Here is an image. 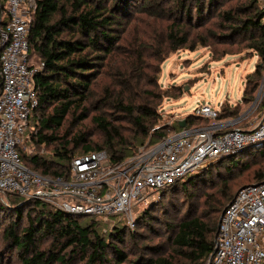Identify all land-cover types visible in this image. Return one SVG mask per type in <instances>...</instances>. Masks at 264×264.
I'll return each instance as SVG.
<instances>
[{
    "label": "trees",
    "instance_id": "obj_1",
    "mask_svg": "<svg viewBox=\"0 0 264 264\" xmlns=\"http://www.w3.org/2000/svg\"><path fill=\"white\" fill-rule=\"evenodd\" d=\"M105 1L37 0L29 35L30 56L32 53L36 54L42 66L34 74L38 105L30 116L37 128L32 132V138L37 144L52 146L54 155L52 159L38 154L31 156L29 161L33 167L25 162L22 152L21 157L26 166L40 174L52 178H68L70 163L74 157L97 150H105L112 164L120 163L136 153L135 148L145 143L158 121L157 103L135 108L125 100L126 91H123L120 98L113 103L123 112V119H108L102 114L92 118L100 133L99 141L87 142L84 134L73 138H69L68 134H60L61 126L71 110L82 108L85 101L89 100L98 61L104 59L103 54L107 55L115 48V28L120 16L128 14L125 9L131 4L120 0L106 4ZM153 1L143 0L141 7L149 8ZM193 1L198 14H201L200 5L203 0ZM177 8L182 9L183 14L187 13L186 21L191 22V8L183 0H178ZM222 16L238 22L232 26L234 32L249 33L253 40L250 46L264 64V13L258 0H250L248 5L235 11H223ZM8 22L6 2H0V33L5 30ZM186 27H181L175 21L168 25L162 43L168 52L187 45L192 48L195 46L196 39L192 40L191 31ZM259 70L260 67L255 72L257 77L260 75ZM257 77L246 81L243 90L245 99L253 97L258 86ZM127 82L118 80L117 85L126 90L131 86ZM2 85L0 75V93ZM151 96L154 97V94L151 93ZM104 100L110 101L109 94ZM220 113L221 111L219 117ZM232 114L238 115L239 110H231L229 115ZM196 118L203 117L188 115L187 125H196L193 123ZM203 119L207 120L205 124L209 123L208 118ZM119 120H126L131 126L117 125ZM181 128L178 126V130ZM154 134L158 140L168 135L165 129H155ZM260 155H264V147L248 149L221 159L206 170L190 174L161 190L172 191L179 186H196L204 175L212 173L218 166H222L227 175H233L208 194L205 201L207 217L186 216L172 225L169 237L172 248L167 253H162L159 246H151L152 255H139L132 259L120 245L126 234L129 237L135 235L133 230L130 232L129 226L116 225L101 233L95 219L81 220L82 216L89 215L80 217L42 200L25 199L17 195L11 199L12 203L9 205L0 201L2 240L15 253L19 264H76L77 260H83V264H208L217 239L221 217L218 214L225 210L235 196L234 189L243 181L264 180V165L256 169L248 166V158ZM244 167L246 173L243 175L233 173L234 168L242 170Z\"/></svg>",
    "mask_w": 264,
    "mask_h": 264
},
{
    "label": "rangeland",
    "instance_id": "obj_2",
    "mask_svg": "<svg viewBox=\"0 0 264 264\" xmlns=\"http://www.w3.org/2000/svg\"><path fill=\"white\" fill-rule=\"evenodd\" d=\"M113 1L115 0H106L104 3L111 4ZM120 1L131 4L125 9L128 14L120 16L115 28L116 46L111 53L103 54L104 59H99L89 100L85 101L82 108L71 110L61 126L60 134H68L69 138L84 134L87 142L99 141L100 133L92 118L102 114L108 119H123V112L113 105L123 91H126L125 100L135 108L157 103L158 121L143 145H154L159 141L154 134L155 129H165L167 133L177 131L178 121L186 119L196 107L205 103L220 109L219 120H235L230 123L231 128H251L262 118L264 64L250 46L253 40L249 33L234 32L232 26L238 22L222 16L223 11L243 8L250 0H203L200 5L201 14H198L193 0H183L191 8V22L186 21L187 13L183 14L182 9L177 8L178 0H154L153 5L146 9L141 7L143 0ZM0 2L4 3L6 0ZM239 17L242 18L241 15ZM172 21L181 27L187 26L186 29L191 31L192 40L196 39L193 48L187 45L172 52L164 48L162 43ZM30 63L34 67L42 66L38 56L33 53ZM259 67L260 75L257 77L255 72ZM255 77L258 78V86L254 95L245 99L243 90L246 81L254 80ZM118 80H127L131 86L123 90V87L117 85ZM108 94L110 101H105L104 97ZM234 109H238L239 114L229 115ZM206 122L203 118H196L193 123L200 126ZM116 124L131 126L126 120H119ZM36 130L34 121L30 118L26 146L21 149L25 162L29 165V158L35 154L47 159H52L54 155L52 146L37 144L33 140L32 132ZM263 147L264 145L252 149ZM248 161V166L253 169L263 167L264 155L250 157ZM233 170L238 176L246 173L245 167ZM231 176L224 172L222 166H218L212 173L204 175L196 186L188 185L186 189L179 186L172 191H159L154 194L151 202H142L135 208L132 222L120 215H78L83 221L95 219L101 233L116 225L129 226L130 232L133 230L135 235L129 237L126 234L120 245L132 259L139 255H152L151 246H159L162 253H167L172 248L169 240L172 225L186 216L207 217L205 201L208 194L222 186L227 181L226 178ZM252 183L256 182L243 181L234 192L237 193L242 186ZM14 197L15 195L0 192V201L7 205L12 203L11 199ZM221 213L222 211L219 212V217ZM2 227L0 264H19L15 253L2 240ZM57 248L60 249V246ZM76 264H83V260H77Z\"/></svg>",
    "mask_w": 264,
    "mask_h": 264
},
{
    "label": "built area",
    "instance_id": "obj_3",
    "mask_svg": "<svg viewBox=\"0 0 264 264\" xmlns=\"http://www.w3.org/2000/svg\"><path fill=\"white\" fill-rule=\"evenodd\" d=\"M264 13V0H258ZM9 22L0 33V192L39 199L73 214L122 216L132 222L135 208L189 174L206 170L225 155L264 145V114L251 128H231L208 103L192 112L208 118L186 125L154 145H141L112 164L105 150L71 160L68 178L40 174L26 166L21 149L38 105L29 35L37 0H6ZM181 121V120H180ZM209 264H263L264 180L242 186L224 210Z\"/></svg>",
    "mask_w": 264,
    "mask_h": 264
},
{
    "label": "water",
    "instance_id": "obj_4",
    "mask_svg": "<svg viewBox=\"0 0 264 264\" xmlns=\"http://www.w3.org/2000/svg\"><path fill=\"white\" fill-rule=\"evenodd\" d=\"M178 124H179L180 127L184 128L187 125V121H186V119H183V120L179 121ZM233 155H236V153L235 154H231V155H225L221 159H224V158H227V157H230V156H233ZM223 213H224V211L222 212V215H223ZM222 215H221V217H222ZM221 217H220V221H221ZM213 253H212V255H213Z\"/></svg>",
    "mask_w": 264,
    "mask_h": 264
}]
</instances>
